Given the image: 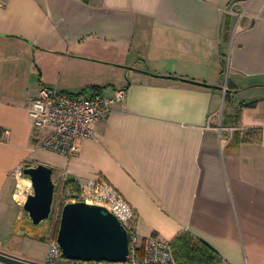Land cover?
Returning <instances> with one entry per match:
<instances>
[{
  "label": "crops",
  "instance_id": "obj_1",
  "mask_svg": "<svg viewBox=\"0 0 264 264\" xmlns=\"http://www.w3.org/2000/svg\"><path fill=\"white\" fill-rule=\"evenodd\" d=\"M39 86L125 97L64 156L34 137ZM0 129V252L45 261L9 214L47 150L64 182L125 199L141 245L188 232L221 264H264V0H0Z\"/></svg>",
  "mask_w": 264,
  "mask_h": 264
},
{
  "label": "built area",
  "instance_id": "obj_2",
  "mask_svg": "<svg viewBox=\"0 0 264 264\" xmlns=\"http://www.w3.org/2000/svg\"><path fill=\"white\" fill-rule=\"evenodd\" d=\"M125 97V89H117L112 98L101 95H72L54 87L39 86L29 100L28 113L34 137L42 148L71 156L77 138H92L96 121L113 101ZM22 167L17 169L21 173ZM71 201H85L107 207L125 226L129 236V255L125 261L77 260L63 255L56 239L50 240L43 264H177L171 246L155 237H148L143 244L132 228V210L125 199L100 178H90L80 193L68 190ZM26 190L18 186L15 198L24 203Z\"/></svg>",
  "mask_w": 264,
  "mask_h": 264
},
{
  "label": "water",
  "instance_id": "obj_3",
  "mask_svg": "<svg viewBox=\"0 0 264 264\" xmlns=\"http://www.w3.org/2000/svg\"><path fill=\"white\" fill-rule=\"evenodd\" d=\"M32 193L23 209L33 225L46 221L51 213L55 184L52 169L42 163L23 168ZM63 255L77 260L125 261L129 255V236L125 226L105 206L85 201L64 204L56 234ZM3 264H43L23 260L0 252Z\"/></svg>",
  "mask_w": 264,
  "mask_h": 264
},
{
  "label": "rangeland",
  "instance_id": "obj_4",
  "mask_svg": "<svg viewBox=\"0 0 264 264\" xmlns=\"http://www.w3.org/2000/svg\"><path fill=\"white\" fill-rule=\"evenodd\" d=\"M223 78L225 79L226 75H224ZM30 160L32 162H26V164H24L23 166L33 165L34 163H42V164L48 165L47 162L56 166L54 167L52 171V180L55 184V190H54V196H53L50 216L46 221H43L39 225H33L30 222L29 218L27 217L25 210L23 209V206H22L23 203L22 204L20 203L19 206L21 207L23 218H17L18 207L14 204V206L12 207L13 209H10L11 211H13V213L9 214V222H12V223L15 222L18 227V229L14 231L15 233L13 232L16 238H23V233L25 232L28 237L33 234L42 235L50 242V240L56 239L57 228H58L57 226H59L58 224H59L60 213H61L62 207L64 206L65 203L71 202V199H72V197L68 195L67 190L64 191L63 186H62L65 180L62 174L64 161H63L62 156L58 154H54L47 150L46 151L39 150L36 154L32 156ZM36 160H39V162H37ZM20 177L21 178L25 177L22 174V171H21ZM25 178L27 180L26 182H24L26 184L24 188L26 190V194L29 195L30 193H32V187H31V183L30 185H28L29 178L27 177ZM25 246L27 250L32 249L33 251L41 252L43 251L45 245L43 242H40L37 240L35 241L32 238H30L26 240Z\"/></svg>",
  "mask_w": 264,
  "mask_h": 264
},
{
  "label": "trees",
  "instance_id": "obj_5",
  "mask_svg": "<svg viewBox=\"0 0 264 264\" xmlns=\"http://www.w3.org/2000/svg\"><path fill=\"white\" fill-rule=\"evenodd\" d=\"M1 137L2 130L0 129ZM24 176L28 178L27 175ZM63 189L64 191L71 189L77 193L81 192L78 183L74 179L65 181ZM32 236L42 241L46 239L42 235L33 234ZM170 246L177 264H221L220 257L212 248L206 243L196 240L188 232L177 234L170 242Z\"/></svg>",
  "mask_w": 264,
  "mask_h": 264
},
{
  "label": "bare ground",
  "instance_id": "obj_6",
  "mask_svg": "<svg viewBox=\"0 0 264 264\" xmlns=\"http://www.w3.org/2000/svg\"><path fill=\"white\" fill-rule=\"evenodd\" d=\"M24 178H25V177H24ZM25 182H26V180H25ZM28 183H29L28 185H30V180H28ZM20 186H22V185H20Z\"/></svg>",
  "mask_w": 264,
  "mask_h": 264
}]
</instances>
